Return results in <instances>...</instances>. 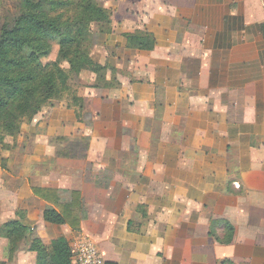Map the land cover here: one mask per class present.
<instances>
[{
    "label": "crops",
    "instance_id": "1",
    "mask_svg": "<svg viewBox=\"0 0 264 264\" xmlns=\"http://www.w3.org/2000/svg\"><path fill=\"white\" fill-rule=\"evenodd\" d=\"M99 1L107 86L82 73L0 145V229L104 264H264V0ZM57 205L77 230L44 220Z\"/></svg>",
    "mask_w": 264,
    "mask_h": 264
},
{
    "label": "trees",
    "instance_id": "2",
    "mask_svg": "<svg viewBox=\"0 0 264 264\" xmlns=\"http://www.w3.org/2000/svg\"><path fill=\"white\" fill-rule=\"evenodd\" d=\"M16 13L0 27V145L17 138L21 125L31 122L59 95L70 94V82L84 72L97 75L105 85L107 68L92 58L97 34L94 28L110 22L111 12L99 0H13ZM0 0V17L4 8ZM58 47L57 58L46 61ZM148 47V45L146 46ZM107 86V84L105 85ZM48 199L55 191L34 190ZM55 203L54 200L52 201ZM48 207L44 220L50 224H70L68 206ZM0 238L9 242L10 259L26 243V252L36 253V264H76L69 241L60 237L45 246L38 234L22 221H10L0 229ZM114 264V263H106Z\"/></svg>",
    "mask_w": 264,
    "mask_h": 264
},
{
    "label": "rangeland",
    "instance_id": "3",
    "mask_svg": "<svg viewBox=\"0 0 264 264\" xmlns=\"http://www.w3.org/2000/svg\"><path fill=\"white\" fill-rule=\"evenodd\" d=\"M3 3H4V8L2 10L1 17H0V27L6 23V21L8 20L9 17L14 16L15 13H16L15 2L13 0H4ZM57 53H58V47H55L53 49L52 55L46 61H54V60H56ZM69 84L71 85V87H74V85H76V86L79 85V83L76 80V78H73V80ZM0 239H3V240H5L7 242V244H5L2 241V244L0 245V264H15L14 263V259H15L16 254L19 251L14 255V257L12 259H10L9 242L5 238H0ZM24 244L25 243H23L21 248H20V250L24 249L22 254H26L25 251H26V248H27L26 246L27 245L25 247H23ZM73 251H74V249H73ZM73 260H74V257H73ZM19 261H20L21 264L22 263H26V264H30L31 263L28 260H25L24 258H21Z\"/></svg>",
    "mask_w": 264,
    "mask_h": 264
},
{
    "label": "built area",
    "instance_id": "4",
    "mask_svg": "<svg viewBox=\"0 0 264 264\" xmlns=\"http://www.w3.org/2000/svg\"><path fill=\"white\" fill-rule=\"evenodd\" d=\"M72 249L76 264H104L98 248L87 238L77 239Z\"/></svg>",
    "mask_w": 264,
    "mask_h": 264
}]
</instances>
